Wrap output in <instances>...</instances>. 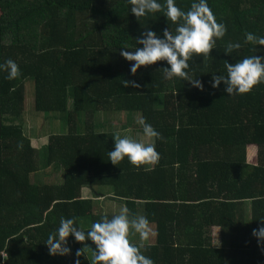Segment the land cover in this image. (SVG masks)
<instances>
[{"label": "trees", "instance_id": "obj_1", "mask_svg": "<svg viewBox=\"0 0 264 264\" xmlns=\"http://www.w3.org/2000/svg\"><path fill=\"white\" fill-rule=\"evenodd\" d=\"M175 2L187 11L193 0ZM207 3L227 31L208 56L189 61L186 71L204 84L200 90L180 78L166 79L165 61L132 74L134 62L120 55L123 48L134 51L135 38L148 29L174 33L176 25L163 12L136 18L127 0H0V63L12 59L21 72L14 80L0 72L5 264H90L92 250L83 248L95 249L90 240L70 235L65 255L51 254L46 241L61 217L74 218L87 231L102 216L116 215L81 195L84 187L100 192L102 186H110L111 198L130 214L147 217L150 234L141 251L154 264H264V240L258 244L252 235L264 225V83L231 96L223 83L210 87L213 73L225 74V60L264 55V46L255 52L245 42L249 32L264 36V0ZM228 42L241 48L226 55ZM124 80L139 87H125ZM27 81L33 84V108L42 114L39 122L51 120L53 130H61L52 131L47 142H32L40 136L28 135L18 121L26 116ZM156 97H162L159 106ZM53 112L62 113L65 127ZM115 112L130 116L122 131L101 120ZM140 117L161 134L159 162L135 167L125 157L112 164L114 137L140 141ZM39 168L52 175L61 171L62 181H34ZM214 226L225 237L221 244L212 241ZM129 240L141 243L135 233Z\"/></svg>", "mask_w": 264, "mask_h": 264}, {"label": "clouds", "instance_id": "obj_2", "mask_svg": "<svg viewBox=\"0 0 264 264\" xmlns=\"http://www.w3.org/2000/svg\"><path fill=\"white\" fill-rule=\"evenodd\" d=\"M127 2L130 6L129 11L136 18L163 12V16L176 25L174 33L166 27L162 30V35L148 29L135 38L134 51L124 50L128 48L121 49L120 55L127 61L134 62L130 65V72L135 74L141 66L165 61L167 66L162 68L166 79L180 78L203 90L204 84L186 71L190 67L189 61L194 56H208L210 50L214 49L216 41L223 38L227 31L222 22L216 21L207 0H193L187 11L177 7L175 0L163 2L127 0ZM245 42L253 44L255 52H259L261 49L256 46H264V36H256L249 32L245 34ZM240 48L239 42H228L223 52L231 56L234 50ZM224 67L225 74L213 73L210 87L216 89L223 83V91L229 96L250 92L253 86L264 83V55L252 54L233 63L225 60ZM0 72L6 73L7 80H14L21 75L18 64L12 59L0 63ZM123 85L139 87L135 81L128 80H124ZM137 123L149 142L138 141L128 136L114 137L113 150L108 151V160L112 164L117 165L125 157L135 167L154 166L159 162L160 154L156 151V141L162 139L161 134L143 117H140ZM130 232L138 234L141 241L139 245L130 242ZM149 234L147 217L132 215L125 206L120 209L119 214L111 218L102 216L92 222L87 231L77 227L74 218L61 217L58 228L49 234L46 244L51 254H68L71 249L67 246L66 238L71 235L75 241L90 240L95 245V249L87 244L83 246L92 250L90 264H154V261L141 251L144 248L143 242L148 239ZM252 235L257 238L258 244L264 240V225L253 229ZM82 249L77 250L76 256L82 254ZM75 264H79V261L77 260Z\"/></svg>", "mask_w": 264, "mask_h": 264}, {"label": "rangeland", "instance_id": "obj_3", "mask_svg": "<svg viewBox=\"0 0 264 264\" xmlns=\"http://www.w3.org/2000/svg\"><path fill=\"white\" fill-rule=\"evenodd\" d=\"M25 110H24V114H26V116H22L21 118L18 119V121H20V123L22 124L24 130L27 129V134L28 135H36V137L40 136L39 139H35L33 138L34 142L38 143V141H40V143H42V141L44 140V138H47V136L49 134L52 133V131H61L59 128H56V130H53L55 128H53L54 126L51 125V120H47L45 123L41 121L39 122V119H42V114L39 111H36L33 108V84L31 81H27L26 82V87H25ZM160 103H162V97H156V106H159ZM31 113V118L29 120V116ZM51 115L57 116L58 119H60L61 121H63V126L65 127V123H64V117L62 115V113L60 112H53L50 113ZM46 116H49V114H47ZM104 117V118H103ZM82 120L83 119V115L81 116ZM107 118V119H106ZM109 119V120H108ZM130 119V116L127 115V113H110L107 114L106 117L105 115H103L101 117V120H106V122H108L109 126L111 127V130L114 131H122V122L127 123L128 120ZM52 124L54 125H58V121L53 122ZM129 125V124H128ZM49 131V132H47ZM46 135V137H45ZM140 141L143 142H149L147 140L146 137H144V135H140ZM32 141V142H33ZM47 142V141H45ZM38 145V144H36ZM35 147H39V146H35ZM60 171H57V173H59ZM46 170L45 169H41L39 168L37 171H35L33 174V179L34 180H41V178H43L45 176ZM86 191V190H84ZM100 208L103 210L105 213H111L113 210L115 211L116 214H119L120 209L122 208V206H119V204L115 203V206L112 205L109 202H105L103 203V207L100 205ZM221 230V229H220ZM212 232V231H211ZM212 237H216L217 241L216 243H223L225 241V237L223 236L222 231H218L215 233L212 232Z\"/></svg>", "mask_w": 264, "mask_h": 264}, {"label": "crops", "instance_id": "obj_4", "mask_svg": "<svg viewBox=\"0 0 264 264\" xmlns=\"http://www.w3.org/2000/svg\"><path fill=\"white\" fill-rule=\"evenodd\" d=\"M58 124H59V122H58ZM30 139L33 141L32 138H30ZM45 141H46V139L44 138V140L42 142H45ZM55 172L56 173L52 175L51 172H50V170H46L45 176L43 178H41V180H34V179L33 180L40 182V181H42L46 177V178L50 179L52 182H55V181L56 182H61L62 181L61 180L62 179L61 171L59 173H57V171H55ZM98 189H100L99 190L100 192L93 191L92 189H89L87 187H84L82 189L81 195L84 198H93L94 201L97 203L98 206L101 205L103 207V203H105V202H109V203H111L112 205L115 206L116 201H114L111 198V196H112L111 187L110 186H102V187H98ZM84 190H86V191H84ZM94 192L97 194V196L94 194ZM119 206L124 207L122 204H119ZM102 211L104 212V209ZM218 231H222V230H220V227H216V226L212 227V232L214 233V235ZM211 237H212V233H211ZM212 241H215L216 242L217 241V238L216 237H214V238L212 237Z\"/></svg>", "mask_w": 264, "mask_h": 264}, {"label": "built area", "instance_id": "obj_5", "mask_svg": "<svg viewBox=\"0 0 264 264\" xmlns=\"http://www.w3.org/2000/svg\"><path fill=\"white\" fill-rule=\"evenodd\" d=\"M5 258V259H4ZM8 258L7 246L0 247V264H5Z\"/></svg>", "mask_w": 264, "mask_h": 264}]
</instances>
